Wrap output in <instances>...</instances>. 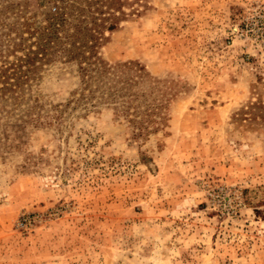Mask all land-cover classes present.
<instances>
[{"label":"rangeland","instance_id":"374dc122","mask_svg":"<svg viewBox=\"0 0 264 264\" xmlns=\"http://www.w3.org/2000/svg\"><path fill=\"white\" fill-rule=\"evenodd\" d=\"M63 1L0 0V70ZM121 10L95 51L155 80V122L60 52L0 79V264H264V0Z\"/></svg>","mask_w":264,"mask_h":264},{"label":"trees","instance_id":"16d2710c","mask_svg":"<svg viewBox=\"0 0 264 264\" xmlns=\"http://www.w3.org/2000/svg\"><path fill=\"white\" fill-rule=\"evenodd\" d=\"M63 2L59 12L48 15L43 25L28 33L29 36L35 34V39L25 45V39L21 38L15 44L23 53L15 56L8 68L0 70V79L8 78L9 88L15 87L33 72L37 60H47L51 54L60 52L78 61L83 90L88 93L84 95L85 99L96 97L118 103L122 113L138 118L134 122L139 125L144 121L155 122L153 116L163 106L162 98L156 99L149 88L148 91L134 89L144 84L146 79H149V84L155 80L138 62L111 65L100 59L95 51L103 29H115L122 19L124 0ZM7 85L0 86V90L5 91Z\"/></svg>","mask_w":264,"mask_h":264}]
</instances>
